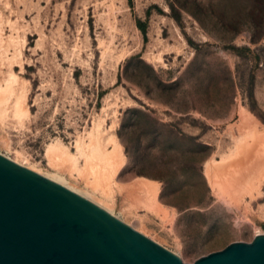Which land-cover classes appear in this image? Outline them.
Here are the masks:
<instances>
[{"label":"rangeland","instance_id":"1","mask_svg":"<svg viewBox=\"0 0 264 264\" xmlns=\"http://www.w3.org/2000/svg\"><path fill=\"white\" fill-rule=\"evenodd\" d=\"M262 139L264 0H0V152L183 261L264 233Z\"/></svg>","mask_w":264,"mask_h":264},{"label":"water","instance_id":"2","mask_svg":"<svg viewBox=\"0 0 264 264\" xmlns=\"http://www.w3.org/2000/svg\"><path fill=\"white\" fill-rule=\"evenodd\" d=\"M0 264H264V233L192 262L0 153Z\"/></svg>","mask_w":264,"mask_h":264},{"label":"bare ground","instance_id":"3","mask_svg":"<svg viewBox=\"0 0 264 264\" xmlns=\"http://www.w3.org/2000/svg\"><path fill=\"white\" fill-rule=\"evenodd\" d=\"M260 135H262V134H260ZM259 136V135H258ZM257 136V137H258ZM261 137V136H260ZM259 137V138H260ZM257 140V139H256ZM259 140H261V138L259 139ZM260 142V141H259ZM94 143V142H93ZM92 143V144H93ZM261 145V146H260ZM259 146L260 147H258V146H256V149H254V151L252 152V154L250 155V158L249 157H247V158H245V159H249V160H251V165H252V168H253V174H252V178H251V182L249 181L247 184L249 185V183L250 184H252V186H254V188L256 189L255 191H256V193H257V195L256 196H262V191L260 190V186L264 183V140L262 139V141H261V144H260ZM1 153V152H0ZM1 154H3V153H1ZM3 155H5V156H7V157H9L8 155H6V154H3ZM107 155V154H106ZM112 155H116V156H122V146L121 145H117V146H115L114 148H113V150H111L110 151V155L109 156H112ZM10 158V157H9ZM11 159V158H10ZM226 159H227V157H226ZM226 159H224V160H226ZM13 161H15L16 163H18V164H21V163H19L17 160H14V159H12ZM119 160V159H118ZM221 159H219V160H216V161H220ZM248 160V161H249ZM222 161H223V159H222ZM227 161V160H226ZM250 162V161H249ZM218 163V162H217ZM223 163H225V162H223ZM238 163V162H237ZM21 165H23V164H21ZM241 165V164H240ZM24 166H26V165H24ZM235 169L233 170V169H230V172H231V170H232V172L231 173H229V171L227 170V172H228V175H230L229 176V178H228V182L230 181V182H232V183H235L236 181H238L239 179H242V177H243V173H245L246 172V170L242 173V169L239 167V164H235ZM26 167H28V168H30V169H33L34 171H36V172H38V173H40V174H42V175H44V176H46V177H49V178H51V179H53V180H55V181H57V182H59V183H61V184H63V185H65L66 187H68V188H70V189H72L73 191H75V192H77V193H79V194H81V195H83V196H85L86 198H88V199H90L91 201H93V202H95L96 204H98V205H100L101 207H103V208H105L107 211H109L110 213H112L113 215H115V216H117L114 212H113V210H112V208L110 207V206H108V205H106V204H104V203H102L101 201H99V200H97V199H95L94 197H92V196H90V195H88V194H86V193H82V192H80V191H78L75 187H73V186H71V185H69L67 182H65V180L63 179V178H59V177H54V176H52V175H49V174H47V173H45V172H42L40 169H37V168H35L34 166H26ZM209 167V166H208ZM241 167H242V165H241ZM250 167V166H249ZM232 168H234V167H232ZM209 169V168H208ZM210 170V169H209ZM209 170H207V175H208V177H209V174L211 175V172L209 173ZM244 170V169H243ZM249 173V172H248ZM225 175H227V173H225ZM245 175V174H244ZM247 175V174H246ZM216 177V176H215ZM210 178H211V176H210ZM209 178V179H210ZM249 178V177H248ZM141 179H144V180H146V184H149V187H152V180L151 179H148V178H145V177H141ZM226 179V178H225ZM140 180V179H139ZM143 180V181H144ZM212 180V179H211ZM233 181H235V182H233ZM237 183V182H236ZM150 184H151V186H150ZM153 185H155V184H153ZM156 188V187H155ZM152 189H154V188H152ZM157 188H156V190L154 191V196H156L157 197ZM147 192H149V191H146V195L148 194ZM152 192V191H151ZM153 194V193H152ZM157 194V195H156ZM150 195H151V193H150ZM150 199V198H149ZM153 200V199H152ZM151 201V200H150ZM152 202V201H151ZM118 218H120L119 216H117ZM177 256H179L178 254H176ZM180 257V256H179ZM181 258V257H180Z\"/></svg>","mask_w":264,"mask_h":264},{"label":"trees","instance_id":"4","mask_svg":"<svg viewBox=\"0 0 264 264\" xmlns=\"http://www.w3.org/2000/svg\"><path fill=\"white\" fill-rule=\"evenodd\" d=\"M119 134V137L121 139V141L123 142V145H124V149L125 151L128 153V143H127V140L125 139L123 133H118ZM156 137H158L160 135V133H154Z\"/></svg>","mask_w":264,"mask_h":264}]
</instances>
